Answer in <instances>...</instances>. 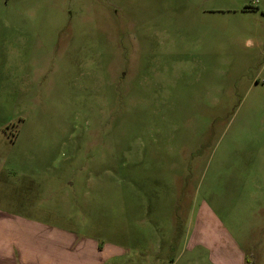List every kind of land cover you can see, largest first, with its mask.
I'll return each mask as SVG.
<instances>
[{"label":"rangeland","instance_id":"374dc122","mask_svg":"<svg viewBox=\"0 0 264 264\" xmlns=\"http://www.w3.org/2000/svg\"><path fill=\"white\" fill-rule=\"evenodd\" d=\"M3 217L264 264V0H0Z\"/></svg>","mask_w":264,"mask_h":264},{"label":"crops","instance_id":"0c3cea01","mask_svg":"<svg viewBox=\"0 0 264 264\" xmlns=\"http://www.w3.org/2000/svg\"><path fill=\"white\" fill-rule=\"evenodd\" d=\"M210 217L213 221L214 216ZM8 220V217L0 219V264H134L133 255L145 256L143 264H165L166 256L161 255L159 236L153 240L150 238L152 249L124 250L117 244L102 248L91 238L54 230L41 221L39 223L18 218L11 226L6 223ZM20 220L23 223H18ZM206 221L208 220L202 217L197 220L195 234L199 233L190 244H197L199 251L187 249L190 253L188 257L172 259L171 264H249L244 249L234 235L227 230L209 228ZM202 231H210L216 236L218 244L214 248L203 244V235L200 234Z\"/></svg>","mask_w":264,"mask_h":264}]
</instances>
